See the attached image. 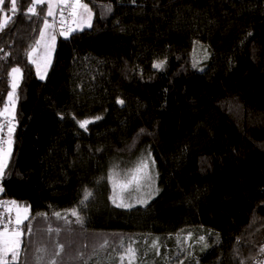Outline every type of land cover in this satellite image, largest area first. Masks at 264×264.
<instances>
[{
	"label": "trees",
	"instance_id": "trees-1",
	"mask_svg": "<svg viewBox=\"0 0 264 264\" xmlns=\"http://www.w3.org/2000/svg\"><path fill=\"white\" fill-rule=\"evenodd\" d=\"M84 2L92 26L55 32L45 79L27 52L47 5L30 18L29 0L14 15L11 0L0 5V20L10 17L0 110L11 69L23 73L0 175V201L30 208L18 264L58 244L57 264H130L122 242L136 250L131 264H264V0ZM141 152L155 160L159 193L115 207L107 177ZM85 189L93 196L82 205Z\"/></svg>",
	"mask_w": 264,
	"mask_h": 264
},
{
	"label": "snow or ice",
	"instance_id": "snow-or-ice-1",
	"mask_svg": "<svg viewBox=\"0 0 264 264\" xmlns=\"http://www.w3.org/2000/svg\"><path fill=\"white\" fill-rule=\"evenodd\" d=\"M30 7H28L24 14L31 16H39L37 11L38 6L47 5L46 14L43 16V26L39 31V39L30 46L27 56L31 63L36 65L37 74L41 79L46 75L47 66L51 63V54L55 48L56 35L55 30L59 25V35L68 37L74 31L83 30L84 27L92 26L93 11L89 7V3L84 0H29ZM4 0H0V5H3ZM0 11H3L0 8ZM107 11H111V7L107 8ZM11 12L14 15L17 12V0H11ZM51 17L50 21L48 18ZM57 17L59 19L57 20ZM10 23V17L5 15L0 20V32H2ZM43 49L41 56L37 57V53L40 49ZM2 51V49H0ZM41 63H43L44 71H41ZM154 67L162 68L163 62L157 63ZM11 78V91L8 93V103L5 104L3 110H0V116L8 119L9 125L15 119L14 108L16 100V90L19 87L20 81L23 77L22 70L19 67H13L9 73ZM119 103L123 104L124 101L120 100ZM96 119H100L97 117ZM90 121L85 120L80 122V127L85 128ZM0 125V130H2ZM13 126L8 128L9 139L7 141L8 148L5 149L0 146V175L3 174L4 168L6 167L7 158L11 154V133L13 132ZM150 162L154 165V161H151V154L147 159L138 161L132 168L125 170H118V166L114 167L109 173L107 179L112 185V202L117 207H133L134 204L130 203L131 195L125 197V193H139L136 197L135 202L140 204H146L147 199L153 195V176L150 169ZM144 189H148L144 192ZM2 191V189H0ZM93 196L92 191L85 189L84 196L81 200L83 205L86 201ZM14 214V218H13ZM46 218V214H42ZM68 215L75 218L77 224L83 225V217L80 215L77 209H72ZM57 219H64L65 223H71L67 219V215H61V213H55ZM25 221L28 224L25 226ZM49 233L56 232L59 234L60 229H53L51 226L48 227ZM33 233V227L30 220V208L27 206L18 205L16 201H0V264H18L21 251H23L22 243L23 237L28 235L31 236ZM203 237H201V240ZM107 241L101 245L105 247ZM157 246V242H153V247ZM121 248L126 250L129 262L135 259L136 250L129 244L125 246L121 243ZM64 251V245L58 244L57 251L54 253L55 256H59ZM261 252L264 253V248H261ZM35 264H45V256L47 249L44 247H38L36 249ZM121 261L124 256L121 255ZM47 264H57L55 259H49Z\"/></svg>",
	"mask_w": 264,
	"mask_h": 264
},
{
	"label": "rangeland",
	"instance_id": "rangeland-1",
	"mask_svg": "<svg viewBox=\"0 0 264 264\" xmlns=\"http://www.w3.org/2000/svg\"><path fill=\"white\" fill-rule=\"evenodd\" d=\"M91 23H92V22H91ZM84 28H88V27H84ZM84 28H83V29H84ZM55 35H56V34H55ZM43 51H44V50L41 48V49L39 50V52L36 54L37 57L41 56L42 53H43ZM54 52H55V48H54V50L52 51V54H51V63H52V60H53ZM51 63H50V65H51ZM34 65H35V64H34ZM50 65L47 66V69H46V75H44V78H43V79L46 78V76H47V74H48V71H49V67H50ZM35 68H36V65H35ZM36 71H37V69H36ZM41 71H42V72L44 71L43 63H41ZM38 77L40 78L39 75H38ZM40 79H41V78H40ZM15 105H16V103H15ZM14 109H15V108H14ZM3 137H5V140H6V143H7L8 139H9V133H8L7 135H3V134L1 135V134H0V139H3ZM7 146H8V144H7ZM6 149H7V148H6ZM145 153H146V152H141L140 154H137V155H135L133 158L127 160V163H125L126 165L124 166V168H123V169H119V170H125V169L132 168V167H133L138 161H140V160H142V159H147L149 155H147V154H145ZM150 154H151V153H150ZM7 159H8V158H7ZM151 161H154V165H152L151 162H150V169H151L152 176H153V181H154V183H153V195H152L150 198L145 197V198L147 199V203H146V204H140V203H136V202H135L136 197L140 195L139 193H132V194L125 193V194H124L125 197H129V195H131V199L129 200V202H130V203H133L134 206H133V207H128V208H125V207H118V208L131 209V208L139 207V206L144 207V206H146L147 204H149V203H150V202H151V201H152V200L158 195V193H159V188H158L157 169H156V163H155V160H154L152 154H151ZM6 163H7V162H6ZM108 184H109V188H110V197H111V196H112V185L109 183V181H108ZM147 191H148V189H144V192H147ZM110 197H109V201H110V203H111L113 206L117 207V206L112 202V199H111ZM13 218H14V214H13ZM41 247H44V248L47 249V254H46V256H45V264H47V261H48L49 259H53V258H54V256H53V255H54V252H53V250H51L52 247L48 248V246H43V245H41Z\"/></svg>",
	"mask_w": 264,
	"mask_h": 264
},
{
	"label": "built area",
	"instance_id": "built-area-1",
	"mask_svg": "<svg viewBox=\"0 0 264 264\" xmlns=\"http://www.w3.org/2000/svg\"><path fill=\"white\" fill-rule=\"evenodd\" d=\"M59 19V17H57V20ZM55 32H56V34L58 35V37H61V38H64V36H61V35H59V25H57V28H56V30H55ZM70 35V34H69ZM3 127H2V130H0L1 132H0V134L2 135H7L8 134V128L10 127V126H12V124L11 125H9V123H8V120H4L3 119V122H2V124H1ZM0 146H2L3 148H8V146H7V143H6V140H5V137H3V139H0Z\"/></svg>",
	"mask_w": 264,
	"mask_h": 264
},
{
	"label": "crops",
	"instance_id": "crops-1",
	"mask_svg": "<svg viewBox=\"0 0 264 264\" xmlns=\"http://www.w3.org/2000/svg\"><path fill=\"white\" fill-rule=\"evenodd\" d=\"M56 41H57V38H56ZM55 46H56V42H55Z\"/></svg>",
	"mask_w": 264,
	"mask_h": 264
}]
</instances>
